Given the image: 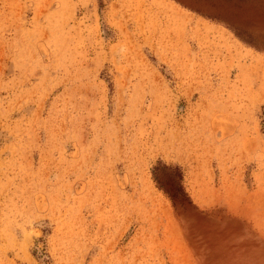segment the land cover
<instances>
[{
  "label": "rangeland",
  "instance_id": "1",
  "mask_svg": "<svg viewBox=\"0 0 264 264\" xmlns=\"http://www.w3.org/2000/svg\"><path fill=\"white\" fill-rule=\"evenodd\" d=\"M0 264H264V0H0Z\"/></svg>",
  "mask_w": 264,
  "mask_h": 264
}]
</instances>
